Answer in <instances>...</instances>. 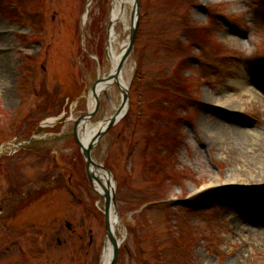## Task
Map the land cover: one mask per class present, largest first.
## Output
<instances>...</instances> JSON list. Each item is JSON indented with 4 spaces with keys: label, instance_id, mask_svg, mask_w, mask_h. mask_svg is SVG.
Masks as SVG:
<instances>
[{
    "label": "rangeland",
    "instance_id": "1",
    "mask_svg": "<svg viewBox=\"0 0 264 264\" xmlns=\"http://www.w3.org/2000/svg\"><path fill=\"white\" fill-rule=\"evenodd\" d=\"M113 1L0 0V264H102L106 201L75 127L122 106L114 83L88 117L93 87L113 74ZM134 19L127 113L92 151L114 183L117 264H264V238L248 231L264 228L252 163L264 151L241 156L202 122L216 106L206 95L232 93L237 109L222 119L264 144V0H133L119 54Z\"/></svg>",
    "mask_w": 264,
    "mask_h": 264
},
{
    "label": "bare ground",
    "instance_id": "2",
    "mask_svg": "<svg viewBox=\"0 0 264 264\" xmlns=\"http://www.w3.org/2000/svg\"><path fill=\"white\" fill-rule=\"evenodd\" d=\"M133 0H114L113 1V7L111 12V20H110V45L108 47V55L109 58L113 64L112 72L113 76L117 75V67L120 64V61L122 59V56L126 50L127 45L123 47V50L119 54L117 52V49L115 47V42L118 38L117 36V26L121 21L126 20V10L130 3H132ZM9 69L8 64L4 66V70ZM112 76V79H108L102 84H99L97 86L96 92L98 95H100V91L103 89H106L108 87H111L114 83L117 84L122 88H129V82L125 78V71H122L118 78H115ZM234 89H240L244 91H251V93H254L251 88L248 87V84L246 81H239L237 84H235ZM261 93L255 92L254 95H257L263 102H264V91L260 90ZM219 95H222L220 97H217L215 95H206L207 100L210 101V103L215 104L216 106L213 107L211 111H207L206 116L203 118V131L205 135H207L212 141L216 140H223L225 142H228L229 147L231 149H234L237 151L239 155H247L248 152H262L264 151V144L262 143H253L248 144V137H255V130L253 129H247L245 126H242L239 122L229 120V123H226L222 118L228 117V113L232 112L234 113V110H236L237 105H234V97L232 93H226L222 94L219 93ZM224 96V97H223ZM96 102V98L94 96V92L91 93L90 96V107H94ZM125 110H123V113ZM108 120L105 122H100L96 125L90 124L88 121L85 124L86 131L85 133L80 132V137L82 138V142L85 145H88L92 138H94L103 128L108 124ZM232 145V146H231ZM250 162V161H249ZM255 162L257 165V176H263L264 177V160L261 161L260 157L254 159L252 163ZM95 172V170H94ZM103 176L105 179V187L108 186L107 180L110 181V178H107V176L103 175L102 173L99 174V177ZM238 178V177H236ZM112 183V179H111ZM114 186V183H112ZM96 189L100 193H104V187L99 184V182L96 181ZM262 216V215H261ZM260 218H264L263 216ZM250 220H255V216L249 217ZM110 223L113 230L114 235L117 237L116 231L117 226L120 224L119 216L117 215L115 211L114 205H112L110 210ZM249 232L253 234H257L262 236L261 238H264V228H254L248 230ZM112 256V244L109 239H107V242L105 244V248L103 251V257H102V264H109L111 261Z\"/></svg>",
    "mask_w": 264,
    "mask_h": 264
},
{
    "label": "water",
    "instance_id": "3",
    "mask_svg": "<svg viewBox=\"0 0 264 264\" xmlns=\"http://www.w3.org/2000/svg\"><path fill=\"white\" fill-rule=\"evenodd\" d=\"M136 3L138 4V0H136ZM137 12H138V8L136 6V13ZM136 25H137V22H136V19H134L133 27H132V31H131V42H130V44L127 45L126 50H125V52L122 56V59L120 61V64L117 67V75L116 76L111 75L108 79H112V76L115 78H118L120 73L122 72L123 66H124L126 60L128 59V57L130 56L132 49H133V46H134V40H135V35H136ZM108 79H102L101 81L104 82ZM99 83H97L93 87V92H94V96L96 98V102H95L93 111L91 112L92 114H90L88 117H90L91 115H94V113L96 112V110L99 107V95L96 92V89H97V86L99 85ZM117 84H119V83L117 82ZM121 90L123 93V102H122L121 108L115 113V115H113L109 119L108 124L103 128V130H101L94 138L91 139V141L89 142L88 145H85L82 142L80 134L78 132L80 121H77V124L75 127V135H76L77 141L79 143V146L82 149V152H83V154L86 158L87 164H88L87 170H88L89 178L93 183H94V181H97V182H99V184L101 186L104 187V193H102V196L106 201L105 213H106L107 236L110 239L112 247H113V253H112L113 255H112V260H111L110 264H117L118 255H119V248H120V243H119L117 237L114 235L112 227H111V223H110V210H111L112 205H114V207L116 209L117 202H116L114 187L111 183V180L110 181L107 180V184H108L107 187H105L104 186L105 184L100 180L98 169L102 168V166H100L99 164L96 163V161L93 158L92 151L98 145L100 138L112 126H114L124 115V114H122V111L124 110V108L126 107V105L128 104V102L130 100V94H129L128 89H122L121 88ZM88 117H86V118H88ZM102 169L107 173V178H110L112 176V174L109 170H107L106 168H102ZM94 170H95V172H94Z\"/></svg>",
    "mask_w": 264,
    "mask_h": 264
},
{
    "label": "trees",
    "instance_id": "4",
    "mask_svg": "<svg viewBox=\"0 0 264 264\" xmlns=\"http://www.w3.org/2000/svg\"><path fill=\"white\" fill-rule=\"evenodd\" d=\"M200 201H202V200H200V198L199 199H196L195 201H193V204H197Z\"/></svg>",
    "mask_w": 264,
    "mask_h": 264
}]
</instances>
